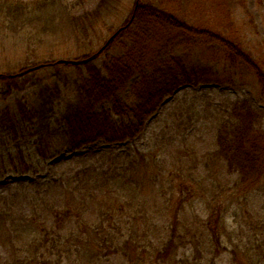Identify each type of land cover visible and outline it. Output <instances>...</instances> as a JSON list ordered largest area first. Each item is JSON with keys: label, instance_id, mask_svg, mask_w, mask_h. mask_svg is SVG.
Wrapping results in <instances>:
<instances>
[{"label": "trees", "instance_id": "16d2710c", "mask_svg": "<svg viewBox=\"0 0 264 264\" xmlns=\"http://www.w3.org/2000/svg\"><path fill=\"white\" fill-rule=\"evenodd\" d=\"M113 1L76 14L68 0H0V51L32 30L41 46L49 44L50 58L65 42L69 53L71 44L98 35ZM115 33L98 53L118 39L133 47L120 44L123 54L109 58L105 74L86 49L75 59L37 56L30 65L0 69V100L27 92L24 101L0 109V181L13 174L47 179L45 164L64 151L134 140L180 87L223 84L222 72L194 58L192 48L199 52L209 44L216 63L249 72L264 96V67L237 43L190 28L144 0H136ZM169 45L180 49L148 57ZM137 77L132 103L102 106ZM256 117L251 107L235 105L208 148L186 142L168 159L157 150L135 151L105 170L61 180L62 198L38 203L30 215L1 210L0 244L9 255L2 264H106L109 257L125 264H219L224 252L230 264H264V131ZM32 138L36 147L26 154L17 143ZM197 205L203 206L198 213ZM229 214L234 222L227 225Z\"/></svg>", "mask_w": 264, "mask_h": 264}, {"label": "rangeland", "instance_id": "374dc122", "mask_svg": "<svg viewBox=\"0 0 264 264\" xmlns=\"http://www.w3.org/2000/svg\"><path fill=\"white\" fill-rule=\"evenodd\" d=\"M68 1L75 3L77 6L75 13L81 14L95 9L101 0ZM118 1L117 3L113 1V12L107 18V23L100 26L98 35L84 39V41L81 40L79 44H71V52L65 53L68 52L65 50L70 48V43L68 45L65 42L57 47L58 53L61 52L60 55L50 58L53 55H47L45 52L49 49V44L41 46L34 37L32 38L34 32L31 30V36L27 34V38L19 36L12 42L14 47H10L6 52L0 51V69H13L21 63L30 65L38 61L37 56H46L45 59L54 60L75 59L82 52L85 53L86 49L85 54H91L89 55L91 63L97 66L102 73H107L105 67L109 58L120 52L123 54L122 45L127 44L128 47H133L132 42L118 39L105 50L104 54L98 53L107 40L109 41L116 34L115 31L129 20L136 3V0ZM144 1L183 21L190 28L207 30L230 42L237 43L243 52L264 67V0ZM81 47L83 49L79 53L77 50ZM156 48L153 50H157ZM208 48H210L209 44L206 49L199 52L198 49L192 48L191 54L197 59L201 56L209 63L208 65L222 72V77L226 79L223 84L207 83L180 87L164 98L158 110L148 118L142 133L134 140L113 145L110 149H106L105 145L100 143L84 147L73 153L64 151L45 164L47 170L43 178L47 176V179L34 175H9L0 181V211L7 209L18 215H30L38 203L41 205L42 202H55L62 198L61 180L75 179L78 173L86 169L105 170L109 166L126 160L127 156L135 151L157 150L159 157L168 159L178 146L186 142H195L202 145V148H208L212 143L216 127L229 117L235 105L251 107L257 114V128L264 131V96L261 95L255 78L247 71L236 70L234 72L227 69L222 65V61L220 64L216 63L218 59L214 60ZM178 49L180 47L177 45H169L155 51L154 54V51H150L148 57L153 58L155 54L158 58L167 57L176 54ZM80 68L82 71L85 70L83 65ZM86 77L87 75H84V78ZM138 79L139 77L135 78L102 106L111 108L115 102L119 101L132 103V83ZM60 88L62 92L65 90L63 84H60ZM26 94L27 92H15L7 100H0V109H6L16 101H24ZM35 141L36 138H32L30 141L21 140L17 144L21 145L28 154L29 150L34 151ZM17 144H13L10 149L14 150ZM19 179L23 182L21 183ZM197 208L198 213L203 206L197 205ZM232 221L234 222V218L229 214L227 225ZM8 257L7 251L0 244V264ZM108 259L110 262L107 261L106 264H125L119 257ZM229 259V253L224 252L219 258V264H230ZM64 264L73 263L65 261Z\"/></svg>", "mask_w": 264, "mask_h": 264}]
</instances>
